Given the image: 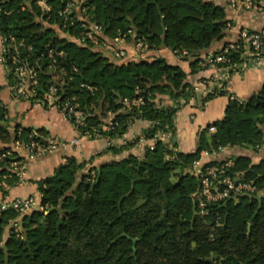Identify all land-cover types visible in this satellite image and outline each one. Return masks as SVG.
<instances>
[{"label": "trees", "instance_id": "1", "mask_svg": "<svg viewBox=\"0 0 264 264\" xmlns=\"http://www.w3.org/2000/svg\"><path fill=\"white\" fill-rule=\"evenodd\" d=\"M45 1L49 10L37 22V0H0V37L7 49L3 66L11 93L15 94L18 79L9 56L13 45L26 43L38 82L37 100L42 101L50 85L58 88V102L74 98L84 112L81 134L112 140L122 137L134 121L143 120L150 122L142 135L145 139L159 134L174 137L175 113L194 96L180 67L161 58L114 62L89 42L79 45L74 40L83 21L95 23L106 40L124 35L126 40L142 38L147 50L185 51L182 58L192 59L193 74L206 68L200 65L201 53L225 35V8L209 0ZM67 6L69 13L59 16ZM241 54L242 49L230 50L229 63L218 67L240 63ZM82 83L94 90L81 88ZM217 95L226 93L214 90L202 104ZM164 98L169 103L160 105ZM123 99L141 103L125 105ZM109 116L112 125L104 131ZM4 121L0 115V156L10 152L0 159L3 197L7 188L21 182L9 169L11 161H21L10 144L31 139L44 145L47 139L44 129L17 128L10 133L1 124ZM210 128L214 131L209 134ZM263 141L264 85L244 104L230 99L222 119L198 133L194 153L175 152L158 140L141 157L87 172L86 161L67 158L52 176L35 182L45 212L0 213V264H264V195H238L209 205L208 214L201 216L192 198L199 181L185 173L201 152L233 146L256 150ZM175 171L178 178L172 183ZM227 173L260 188L264 159L252 164L240 156ZM12 223L19 229L9 228L2 241L5 227Z\"/></svg>", "mask_w": 264, "mask_h": 264}, {"label": "crops", "instance_id": "2", "mask_svg": "<svg viewBox=\"0 0 264 264\" xmlns=\"http://www.w3.org/2000/svg\"><path fill=\"white\" fill-rule=\"evenodd\" d=\"M209 1L225 8L227 29L224 37L215 42L209 50L201 53L200 58L208 52L241 43L240 63L234 64V66H209L190 74L189 64L192 59L189 57L183 59L168 48L145 49L142 51V58L135 59L136 50L133 40L124 41L125 58H117L109 51L102 50V54L114 62L152 61L161 58L167 64L178 66L186 73L185 82L193 91L197 89L198 92L195 91L188 103L175 113L176 141L172 144V138L163 140L169 144L171 149L179 153L195 152L198 133L213 122L222 119L230 98L237 99L244 104L264 85V55L258 59L250 57L248 44L242 37L245 33L257 32L264 27V8L259 12L255 9L233 11L226 8L225 0ZM1 41L0 37V46ZM6 73L5 67L0 63V104L5 110V121L1 124L5 125L10 133H13L17 128L44 129L48 140L68 143L78 138L79 144L30 159L26 151L19 148L16 143H11V149L21 159L22 177L18 185L7 188V195L3 197L0 194V207L12 200L28 197L41 203V194L37 190L35 182L52 176L59 166L66 163L67 158H74L78 162L86 161L84 172H87L104 164L120 161L130 156L141 157L143 154L144 150H137L134 147L133 140L143 135V132L150 126V122L136 120L122 137L112 140L105 137H82L55 107L44 106L43 103L35 100H16L8 85ZM214 90L223 91L226 95H217L202 104L201 100ZM163 100H167L166 104L169 103L168 99L164 98ZM211 132L209 130V134ZM147 145H153V140L148 139ZM240 156H247L251 159L252 164H258L264 159V141L261 147L256 150L233 146L225 147L223 155L201 152L195 166L214 164L226 157L236 159Z\"/></svg>", "mask_w": 264, "mask_h": 264}, {"label": "built area", "instance_id": "3", "mask_svg": "<svg viewBox=\"0 0 264 264\" xmlns=\"http://www.w3.org/2000/svg\"><path fill=\"white\" fill-rule=\"evenodd\" d=\"M226 8L237 11V10H251L255 9L256 11H262L264 8L263 0H225ZM37 4L40 7V14L37 18V22L41 21L43 14L49 10V7L45 0H37ZM69 13V7L59 12V16H65ZM81 29L79 33V38H77L76 43L79 45H86L90 43L92 49H103L109 51L117 58H125L126 52L123 48L124 41L126 40L124 35H119L111 40H106L103 34V29L101 26L95 23H87L83 21L81 23ZM248 44V55L252 58H261L264 55V27L257 32H248L242 36ZM134 46L136 50V58H142V51L146 49V45L142 38H136L134 41ZM18 47L22 48L20 52ZM242 49L238 43L229 45L225 47L222 51L218 53H207L201 60L200 65L203 67L209 66H218V64L229 63V59L226 58V55L230 50ZM13 53L9 56L10 67L13 70L14 74L18 79L16 86V91L14 98L18 99H28V100H37V91L36 86L38 84L32 68L29 66L27 58V44L20 43L18 46H12ZM7 49L4 45L3 40L1 41L0 46V63L3 65L6 62L4 55L6 54ZM179 57H184L187 55L185 51L183 52H174ZM135 61V60H132ZM234 65H228L231 67ZM81 88H85L89 91H93L94 88L90 87L84 83L80 85ZM197 89H194V92ZM198 92V91H197ZM60 98L58 88L54 85L47 87L42 101L47 103V105L55 107L74 127V129L82 137H90L87 133L81 134L79 128L84 124V112L80 109L79 104L74 102V98H65L61 102H58ZM234 99V98H230ZM238 104H242L241 101L234 99ZM125 105L133 104L137 105L141 103V99H133L131 101L123 99ZM0 115L5 118L4 107L0 104ZM112 122L111 117H108L107 122L102 126V130L106 131L111 128ZM210 131H214V128H210ZM98 137V136H96ZM169 138L167 134H160L159 137H156L153 140V145H147L148 139H145L143 136H138L133 140L134 147L137 150H152L154 144L158 140H164ZM16 144L22 150L27 152L28 158H34L39 155H43L49 152H53L59 149H64L67 146H77L79 144V139L75 138L70 142H59L54 140L45 139V144L42 145L38 141L31 140L27 143L16 142ZM262 144L256 146L260 148ZM225 148H219L218 152L213 153L215 155H223ZM10 152L3 153L0 156V159L9 155ZM234 159L226 157L221 159L214 164L200 165L195 166L197 161L192 165V172L190 175L194 176L198 181V189L193 193L192 198L194 204L201 216H206L208 214V206L213 204H218L224 202L225 200L236 197L238 195H246L249 197L254 196H263L264 195V185L258 187L254 182L246 181L243 176L240 175H229L227 170L233 166ZM9 169L12 174L21 179L22 177V166L20 161H11L9 163ZM2 212L8 210H13L17 213L28 214L34 210L44 211V208L41 206V203H37L34 198H19L15 199L9 204H3L0 207ZM45 212V211H44ZM14 228L18 225L13 223Z\"/></svg>", "mask_w": 264, "mask_h": 264}, {"label": "rangeland", "instance_id": "4", "mask_svg": "<svg viewBox=\"0 0 264 264\" xmlns=\"http://www.w3.org/2000/svg\"><path fill=\"white\" fill-rule=\"evenodd\" d=\"M70 9H71V6H68ZM95 50H97V51H101L102 52V50L103 49H99V48H96ZM166 101L167 100H162L161 102H160V105H165L166 104ZM191 172H192V168H190V170L188 169V170H185V173H186V175H189V174H191ZM177 178H178V176H177V173H176V171L173 173V177H172V183H174V182H176V180H177ZM21 180V179H20ZM1 184V183H0ZM13 201V200H12ZM11 201V202H12ZM10 203V202H9ZM9 203H5V204H9ZM13 223L12 224H10V225H8V227H10V228H14L13 226ZM8 227H5V229H4V233H3V235H2V241L7 237V235H8V231L9 230H7V228ZM14 229H19V226H17V227H15ZM227 241H228V243H232V239H231V237H228L227 238ZM3 245V243L2 242H0V247Z\"/></svg>", "mask_w": 264, "mask_h": 264}, {"label": "water", "instance_id": "5", "mask_svg": "<svg viewBox=\"0 0 264 264\" xmlns=\"http://www.w3.org/2000/svg\"><path fill=\"white\" fill-rule=\"evenodd\" d=\"M175 141H176V137L174 136V137H172V139H171L172 144H173ZM122 236H125V235L122 234L120 237H122ZM132 242L135 243V239H132Z\"/></svg>", "mask_w": 264, "mask_h": 264}]
</instances>
